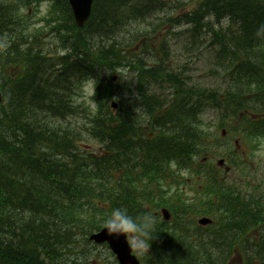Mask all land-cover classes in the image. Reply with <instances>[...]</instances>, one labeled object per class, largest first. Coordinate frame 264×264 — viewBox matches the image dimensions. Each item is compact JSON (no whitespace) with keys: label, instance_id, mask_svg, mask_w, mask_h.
I'll return each mask as SVG.
<instances>
[{"label":"bare ground","instance_id":"6f19581e","mask_svg":"<svg viewBox=\"0 0 264 264\" xmlns=\"http://www.w3.org/2000/svg\"><path fill=\"white\" fill-rule=\"evenodd\" d=\"M106 1V4L100 8L98 20L88 23L87 30L79 39L65 12L56 14L52 25L63 32L65 38L73 41L70 44L69 55L65 57V62L72 61V64L67 66L70 74L67 84L71 85L82 74L89 75V79L98 78L105 97L107 99L111 97L118 103L117 107L120 111L126 110L127 116L121 120L123 121L121 125L129 130L132 139L125 142L118 141L115 136L116 127L109 123L114 119L106 120L110 116L108 112L94 118H84L88 113L84 117L81 115L85 111L81 104L74 109L69 107L70 111L73 110L71 113L67 111L63 100L53 95L68 94L69 91L65 87L56 86L58 75L51 61L49 63L47 58L49 54L44 55L43 47L38 49L37 46H32L24 21L14 17L6 18L10 13L6 8H0L1 18L5 17L0 20V40L13 41L9 46L5 45V48L13 51H0V67L6 70L7 67L19 63L25 67V74L19 80H11L8 71L5 72V77L0 78V99L4 100L8 117L10 116L11 121L16 124L15 127H11L15 128L13 130L7 127L0 128V195H12L0 196L4 206V214L0 213V252H2L0 264L2 262L3 264H69L67 257L83 262L84 258L92 257L97 253V249L90 243L92 239L73 243L72 248L65 246L63 243L68 242L70 237L57 224L61 215L55 210L64 211L73 207L65 196L60 179L68 178L70 174H74V171L68 170L69 174L65 175L64 168L60 169L59 163L55 160L51 145H68L74 154H79L80 150L75 149L78 145L74 141H69L70 134L76 133L75 121H85V125L94 127L104 136L102 141L112 143L110 148L115 155L113 159H105L109 165L119 164L127 169H132L133 157L145 159L144 154L133 151L135 146L144 148L140 133L141 126L145 123L151 121L166 133H188L190 136L196 134L195 128L207 133L206 129L211 127L202 119L198 122L202 125L200 126L186 116L177 118L173 115H165L161 110L167 102H172L174 96L170 93L176 91V86L179 87L184 98L190 96L193 91L186 86H180L184 83L182 79L186 80L182 68L179 67L176 73L164 74L166 64L161 60L156 70L151 69L154 56L151 55L150 49L145 50L142 55H135V59L129 53L122 55L115 51L114 48L122 39L119 36L122 31L126 30L128 39L136 35L133 23H143L144 27L150 23L151 28L154 27L155 31H159L161 24L164 23L166 9L171 14L180 12L185 17L176 32L172 31L171 41L165 43L162 48V54L168 62L171 42L179 37H183L181 40L184 50L189 49L190 43L193 49L190 52H194L201 59L209 58L208 50L205 48L203 50L202 41L205 39L210 45L223 43L221 49L223 61L212 56L216 65L219 88L236 91L239 90L238 87L252 85L255 81L264 83V0H208L199 12V14L213 15L208 22L198 18V14L195 13L198 9L197 2L192 0ZM10 2L11 0H0V3ZM199 26L200 28L197 29ZM229 43H232L230 49L225 47V44ZM100 51L103 59H96L95 55ZM130 63L137 67L146 65L147 69L141 74L127 71ZM110 73H118L123 78L120 86L109 85ZM48 81L55 84L49 86L46 84ZM161 89L166 90L167 93L160 95ZM257 90L261 92V89ZM194 94L198 95L197 92ZM186 106L187 102L182 100L181 107ZM191 108L192 106L188 107L189 110ZM207 111L208 109L204 114ZM163 146H168L166 140L163 141ZM213 147L214 144L204 145L202 151ZM193 149L185 146L173 147L177 157L180 156L179 153L187 154ZM201 156V151L194 152L186 159L182 169L189 168ZM105 161L95 159L87 164L83 168L84 173L81 172V178L92 181L99 175L100 180L105 181L107 179ZM50 181L56 186L59 184L54 191L44 189L45 183ZM24 193L30 200L21 199ZM136 195L148 202L150 199L152 202H166L178 207L186 215L199 219L207 229L213 231L215 225L209 210L222 209L218 210L222 216H240L239 213H246L249 216L246 220L264 218V206L260 208L257 205V208L252 209L237 202L236 207L233 199L224 195L213 207L202 199L191 198L158 179H153V184L146 185L136 192ZM41 196L50 198L51 212L47 213L39 207ZM67 196L77 208L78 215L88 220L96 238L109 236L103 223L108 214L101 211L91 199H84L81 196L75 199L68 194ZM16 203L21 207L13 208L17 207L14 206ZM23 205L26 209L22 208ZM84 237L87 238L88 235ZM224 239L229 244L237 243L236 238L228 234L224 235ZM247 248L248 252L253 251L251 247ZM167 249L157 247L158 255H163ZM155 254V245L148 243L144 250L136 251L133 257ZM120 258L119 254L113 261L118 262Z\"/></svg>","mask_w":264,"mask_h":264},{"label":"trees","instance_id":"16d2710c","mask_svg":"<svg viewBox=\"0 0 264 264\" xmlns=\"http://www.w3.org/2000/svg\"><path fill=\"white\" fill-rule=\"evenodd\" d=\"M59 1L65 4L64 0ZM192 1L197 2L198 9L195 10V13L196 15L198 14V18L208 22L213 15L208 13L199 14L203 4L208 0ZM106 2V0H95L93 14L88 23L96 22L98 20L100 17V8H102ZM113 6L111 9H113ZM1 7L6 8V10L10 13V15L6 16V18L14 17L17 19L15 12L12 11V8H8L3 4L0 5V8ZM190 16L193 15L190 14ZM183 17H185V15L181 14L179 16H174L170 12H167L165 17H163L164 23L161 24V27L165 25H180ZM4 18H1L0 20ZM70 20L72 27L79 35L77 39H79L82 35H84L85 30H87V25L84 29H78V27H76V25L72 22L71 18ZM133 24V29L136 31V35L128 39L127 37L129 36L126 33V30L122 31L119 34L122 38L120 44L114 49L117 53L122 55L129 53L135 59V55H142L145 50H147V43L144 42V40H148L153 37L157 31H155L154 27L151 28L150 23L147 27H144L143 23L139 24L136 22ZM161 27L159 30H161ZM199 28L200 26L197 27V29ZM148 30L150 33H148ZM165 43H167V39H164L162 47L165 46ZM213 45L219 46L220 50L223 48V43ZM133 47L135 48L132 49ZM225 47L228 49H230V47L232 48V43L225 44ZM67 55H69V52L62 58L63 67L61 72L57 73V83L62 84L63 87L69 91V93L53 94L57 98L62 99L63 102L67 101L65 97L68 96L70 97L69 100H71L73 92L72 86L74 84H67L68 76L70 75L68 74L67 66L72 64V61L65 62V57ZM95 58L103 59L102 52H98L97 55H95ZM158 63L159 61L157 60L155 65H150L151 69L156 70ZM129 68L132 72H136L137 74H141L147 69L146 65L137 67L132 63L129 64ZM240 68L244 69V67L241 66ZM163 71L164 74H168V72L176 73L173 70L168 71L167 65ZM59 76L61 78H59ZM81 77L87 78L89 75L82 74L79 78ZM93 78L98 79L96 77ZM182 80L183 82L185 81L184 79ZM122 82L123 80H121L118 85L114 86L118 87L122 84ZM46 84L50 86L55 83L48 81ZM180 86H185V82L181 83ZM238 88L239 90L236 91H220L218 89H206L193 85L190 87V89L193 90L190 96L184 98V95L179 91V87L176 86L172 102H167L161 110L163 111V114L170 116L173 115L177 118L186 116L198 125H200L198 122L202 119L201 117L204 114V111L209 108L219 109L222 111V117H231L233 120H237L241 123L243 122V116H241L240 113L245 112L248 116H246L244 120L251 131V134H264V83L261 84L255 81L252 85L247 84ZM257 89H261V92ZM195 92H197L198 95H195ZM100 96H104V99L106 98L104 93H101ZM182 100L187 102L186 107H181ZM189 106H192L190 110L188 109ZM108 107V104L103 101L96 112L90 110L85 118H94L108 112L110 116L107 117L106 120L114 119V121L109 123L114 125L113 127H116L115 136L118 141L125 142L132 139L129 134V130L125 129L121 125L123 122L121 120L127 116L126 110L124 111L121 109V111L114 114L112 110L108 109ZM89 113H91V116H89ZM250 116L254 118H251ZM116 122L120 124H115ZM82 123L83 125L81 131L76 129V133L70 134L71 138L69 141H74L78 144L82 135L84 133H88L91 138L99 141L103 147L102 151L104 149L103 153L95 154L96 151L84 153L79 149V147H76L75 149H79L80 153L74 154L68 145H51L55 160L59 163L58 165L60 169L64 168L65 175L68 173V170L74 171V174H70L68 178L60 179V185L65 190V196L73 207L64 211L55 210L57 214L61 215L57 224L64 232L67 233V236L70 237L68 242L63 243L65 246L72 248L71 244L78 243V240L87 241V238L84 237V235H88L90 231H93L88 220L78 215L77 208L67 196L68 194L75 199L79 196L84 199H91L97 204L101 211H104L108 215L115 207H127L129 212L133 215H137L145 209H151L157 215L158 223L152 234V239L147 242V244H154L156 249L155 255H145L149 258V264H184L185 262L188 264H233L235 261H238L237 264H264V218L257 217L252 220H246L249 218L246 213H239L240 216L220 215L221 218H218L215 225V231L207 229V232H204L203 228L196 225V232H192L190 235V230L192 229H190V226L188 225V215H186L180 208L175 207L180 214H177V217H175L172 222H166L159 217V214H157V210L160 207L158 202H152L150 199H148V202L140 199L136 195V192L142 190L146 185L153 184V179H158V181L161 180L172 187L173 183L170 181L174 175L172 161H177V164L181 167L186 162V159L190 158L194 152H203L202 145H204V142L207 140L208 132L205 133L203 130L195 128L194 132L196 134L191 136L188 133H166L149 121V123H145L141 126L140 137L144 148H141L140 146H135V148H133V151L144 154L145 159L143 163L139 165L138 158L133 157L132 169H127L119 164L111 166L105 161V159H113L115 155V152H113L110 148L112 143H105L102 141L104 136L96 131L94 127L85 125V121H82ZM15 126L16 124L11 121L10 116L8 117V113L5 111V107H3L0 113V128L7 127L10 129ZM13 129L15 128H11V130ZM164 140L168 142L167 147L163 146ZM170 141L172 142L170 143ZM177 146H185L186 148L194 149L187 154L179 153L180 156L177 157L173 150V147ZM95 159L105 161V175L107 177L105 181H101L99 175H97L92 181H87L81 178V172L84 173L83 168L90 162L95 161ZM109 169H113L114 172H110ZM115 176H118L119 179H115ZM45 185L44 189H48L50 191H54V189H57L59 186V184L56 186V184L51 181L48 183L46 182ZM207 187L210 189V193H214V196L210 195L211 202L215 199L219 201L222 196L227 195L233 199V204H235L236 207L238 206L237 202L242 203L244 206H250L252 209L257 208V205H259L260 208L264 206V194L258 193L254 197L244 198L240 191H236L231 184H226L224 181L220 182L217 177H211L210 184ZM56 191L57 190H55V192ZM0 196L11 197L12 195L2 194ZM41 197H39L40 200L42 199L41 202L38 203L39 207L47 213L51 212L50 198L47 196ZM21 199L23 201L30 200L26 193L21 195ZM98 200L100 203H103L102 206L99 205ZM14 206H17L13 207L16 209L21 207L19 206V203L14 204ZM3 207L4 206L2 205V201L0 199V213L4 214ZM22 208L26 209V206L23 205ZM218 210L221 211L222 209ZM211 211L209 210L210 213ZM225 234L235 237L237 243H234L235 245L227 243L224 239ZM53 239L57 241L55 237H53ZM157 247L160 249L163 247L168 249L163 255L159 256ZM247 247H251L253 251L248 252ZM83 260L85 264L88 258H84ZM67 261L70 262L69 264H80L78 261L70 257H67Z\"/></svg>","mask_w":264,"mask_h":264},{"label":"rangeland","instance_id":"374dc122","mask_svg":"<svg viewBox=\"0 0 264 264\" xmlns=\"http://www.w3.org/2000/svg\"><path fill=\"white\" fill-rule=\"evenodd\" d=\"M183 37H179V39L176 40L175 46L172 47V51L170 54L169 63L172 67H180L184 70H187V73L192 76L193 80L196 83L203 84L205 86L213 87L217 85L218 83V76L215 72L216 65L213 61V54L210 51V43L207 40L202 41L203 50H208L210 57L206 59H201L195 55L192 51V46L189 47L188 50L183 51L181 50V44ZM193 45V44H192ZM205 48V49H204ZM192 55L194 58H192ZM213 69V77L209 75V68ZM88 94L91 95V86L88 87ZM213 112L212 110L207 112L205 115L206 120L210 124V126L214 125L215 118L213 117V114L210 113ZM221 132V131H220ZM246 150L249 149V147H245ZM221 152V150L218 151V153ZM252 168L254 169L251 171L254 173L257 177L256 183L259 182V178L262 182H264V140L260 144V148L257 151L256 155V161L252 164ZM98 252L101 253L102 258L107 257V250L102 247H98Z\"/></svg>","mask_w":264,"mask_h":264},{"label":"clouds","instance_id":"9594fccd","mask_svg":"<svg viewBox=\"0 0 264 264\" xmlns=\"http://www.w3.org/2000/svg\"><path fill=\"white\" fill-rule=\"evenodd\" d=\"M91 92L95 95V86L91 87ZM103 223L109 236L127 238L126 242L139 252L144 250L147 242L152 239L158 217L151 209L133 215L127 207H115Z\"/></svg>","mask_w":264,"mask_h":264},{"label":"water","instance_id":"95a60500","mask_svg":"<svg viewBox=\"0 0 264 264\" xmlns=\"http://www.w3.org/2000/svg\"><path fill=\"white\" fill-rule=\"evenodd\" d=\"M78 17L80 16L79 12H77Z\"/></svg>","mask_w":264,"mask_h":264}]
</instances>
